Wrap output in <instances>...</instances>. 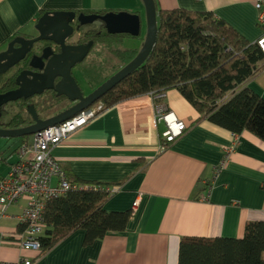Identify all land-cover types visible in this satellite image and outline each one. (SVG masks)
Segmentation results:
<instances>
[{
	"label": "crops",
	"instance_id": "0c3cea01",
	"mask_svg": "<svg viewBox=\"0 0 264 264\" xmlns=\"http://www.w3.org/2000/svg\"><path fill=\"white\" fill-rule=\"evenodd\" d=\"M156 2L161 9L210 12L249 42L261 33L254 0ZM60 10L137 13L139 35L145 30L140 0H0V50L12 37L31 32L41 13ZM139 35H117L112 38L110 52L120 49L113 45L125 39L138 43ZM257 66L243 84L264 99V59ZM160 94L152 101L142 95L100 111L51 149L65 176L106 183L114 189L103 204L104 210H129L137 193L140 199L122 231L106 232L84 244L83 230L76 229L32 264H177L181 237L236 238L246 220H264V142L247 131L233 136L206 120L194 121L197 112L175 89ZM160 104L186 126L182 135L167 145L160 143L163 125L152 122L153 111ZM9 116L3 113L0 121L6 122ZM18 139L8 156L9 149H3L11 138H0V174L17 161L16 148L30 143L32 135ZM229 146L232 148L223 158L224 149ZM24 206L23 197L7 207L6 217H0L2 261L35 257L34 251L23 250L12 240L20 226L15 216Z\"/></svg>",
	"mask_w": 264,
	"mask_h": 264
},
{
	"label": "trees",
	"instance_id": "16d2710c",
	"mask_svg": "<svg viewBox=\"0 0 264 264\" xmlns=\"http://www.w3.org/2000/svg\"><path fill=\"white\" fill-rule=\"evenodd\" d=\"M152 1L156 34L151 49L139 66L97 100L101 111L149 92L175 89L197 112L194 121L203 119L233 134L247 131L264 142V99L243 84L263 59L254 42L247 41L210 12L161 9L156 0ZM136 51L117 48L112 54L120 67ZM10 83L6 87L12 86ZM24 104L20 101L1 126L29 123L28 116L22 112ZM36 104L43 106L41 101ZM35 110L40 117L49 114L45 110L40 112L38 105ZM160 143L167 145L161 139ZM65 177L70 184L95 188L70 189L45 202L44 230L38 237L36 258L76 229L83 230L84 244L106 232L122 231L130 216V210L103 209L113 193L108 184ZM177 264H264V220H246L240 237L236 238L181 237Z\"/></svg>",
	"mask_w": 264,
	"mask_h": 264
},
{
	"label": "water",
	"instance_id": "95a60500",
	"mask_svg": "<svg viewBox=\"0 0 264 264\" xmlns=\"http://www.w3.org/2000/svg\"><path fill=\"white\" fill-rule=\"evenodd\" d=\"M144 10V38L135 55L114 73L97 85L85 96L71 75L70 69L87 53L91 41L84 44L68 45L65 38L71 33L70 22L79 25L100 22L108 34L139 35L140 19L137 13L127 11H108L105 13H75L73 11H44L32 25L26 36L12 37L0 50V86L9 89L0 91V118L3 113L16 110L13 103L25 102L22 112L29 116L30 122L17 127H2L0 138H14L32 135L45 127L63 122L75 113L96 102L108 89L139 66L155 40L156 21L152 0H140ZM48 42V43H47ZM53 46L57 50L52 49ZM25 61L27 68L19 69V62ZM10 83V84H11ZM5 86V87H6ZM51 90L55 96L63 95L76 102L46 118H40L31 100Z\"/></svg>",
	"mask_w": 264,
	"mask_h": 264
},
{
	"label": "built area",
	"instance_id": "2783aa9c",
	"mask_svg": "<svg viewBox=\"0 0 264 264\" xmlns=\"http://www.w3.org/2000/svg\"><path fill=\"white\" fill-rule=\"evenodd\" d=\"M256 23L261 28L260 35L253 41L264 59V0H254ZM149 92V100L161 94ZM101 103L96 101L63 122L45 127L32 134L30 143H21L16 148L17 161L9 165L4 174H0V217H6L9 205L25 198V206L15 216L21 230L13 235V242L23 250L36 252L39 249L38 237L43 233V210L45 202L53 197L64 195L70 189L92 188L95 186L70 184L58 160L51 155V149L84 127L100 111ZM153 124L161 123L163 129L160 139L166 144L173 142L185 130V123L171 110L160 104L153 111ZM235 136V134H233ZM162 145V144H161ZM232 146L225 147L224 157ZM1 159V158H0ZM111 191L114 189L111 188ZM140 193H137L130 205L133 214L139 204ZM34 259L17 257L13 261H2L0 264H32Z\"/></svg>",
	"mask_w": 264,
	"mask_h": 264
},
{
	"label": "flooded vegetation",
	"instance_id": "af4514ba",
	"mask_svg": "<svg viewBox=\"0 0 264 264\" xmlns=\"http://www.w3.org/2000/svg\"><path fill=\"white\" fill-rule=\"evenodd\" d=\"M102 14V13H100ZM71 26V33L69 36L65 38V43L68 45H78V44H84L87 41H91V45L88 48L87 53L84 55V57L76 63L71 69V75L75 79L81 94L85 96L87 93H89L91 90H93L96 86H89V79L86 76V71H89L92 69L91 63L92 60L96 58V55H92V51L95 48L94 45L97 44L99 47L101 46V51L99 54H103V50L107 49L109 50L110 44L112 43V38H115L119 34H108L105 31L104 26L98 22L97 20L84 25H79L77 21L74 19L70 22ZM48 43V42H47ZM52 49L57 50L56 46H53ZM91 52V54H90ZM25 61H20L17 65L19 66V69L27 68L25 66ZM85 62V63H84ZM84 63V64H83ZM83 64V66H82ZM121 67V66H120ZM104 68V67H103ZM119 68V67H118ZM99 85V84H97ZM0 86V91H4L5 89H9L10 86L5 87ZM88 88V89H87ZM46 98V100H45ZM34 107L36 105L37 101H41L43 106L41 108L42 111H47L49 113L46 116L40 117L41 115L38 114L40 118H46L56 112L62 111L70 106H72L76 100H68L63 95L55 96L54 92L51 90L45 91L42 95L38 97H33L31 100ZM20 101L17 100L13 104L16 105ZM40 107V106H39ZM40 108V109H41ZM28 116V115H27ZM29 118V116H28ZM30 122V120H29Z\"/></svg>",
	"mask_w": 264,
	"mask_h": 264
},
{
	"label": "rangeland",
	"instance_id": "374dc122",
	"mask_svg": "<svg viewBox=\"0 0 264 264\" xmlns=\"http://www.w3.org/2000/svg\"><path fill=\"white\" fill-rule=\"evenodd\" d=\"M143 38H144V31L141 30L138 43L129 42V41H132L131 39H125V40H122L121 43H114L113 48L119 47L121 49L125 47L131 48L133 46H136L135 48L138 50L140 48ZM94 47L95 48L92 51V55H96V58L92 60V63H91L92 69H90L89 71H86V76L89 79V86H97V84H100L107 77H109L112 73H114L118 69V65H119L114 55L110 52L111 50L110 48H109L110 50H107V49L103 50L104 52L103 54L102 53L99 54V52L101 51V46L99 47V45L95 44ZM6 118H7V115L2 118V121H5ZM18 141H19L18 137L11 138V143L8 144V147L3 149L4 152H6L7 149H9L6 155L8 154L9 156V151H12V149L15 148V146L18 144ZM10 158H13V155Z\"/></svg>",
	"mask_w": 264,
	"mask_h": 264
}]
</instances>
